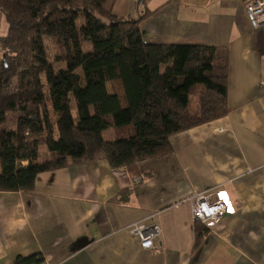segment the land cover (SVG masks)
I'll return each instance as SVG.
<instances>
[{
	"label": "crops",
	"instance_id": "0c3cea01",
	"mask_svg": "<svg viewBox=\"0 0 264 264\" xmlns=\"http://www.w3.org/2000/svg\"><path fill=\"white\" fill-rule=\"evenodd\" d=\"M248 1H116L117 18L145 16L149 44L226 49L229 113L172 136L171 156L140 163L138 184L102 159L46 173L32 193L0 192V264H264V28ZM210 190L229 214L208 227L190 199ZM139 222L161 228L155 250L131 234Z\"/></svg>",
	"mask_w": 264,
	"mask_h": 264
},
{
	"label": "trees",
	"instance_id": "16d2710c",
	"mask_svg": "<svg viewBox=\"0 0 264 264\" xmlns=\"http://www.w3.org/2000/svg\"><path fill=\"white\" fill-rule=\"evenodd\" d=\"M116 1L0 0V192L102 159L134 181L172 136L228 115L227 50L149 44L145 16L117 18Z\"/></svg>",
	"mask_w": 264,
	"mask_h": 264
},
{
	"label": "built area",
	"instance_id": "2783aa9c",
	"mask_svg": "<svg viewBox=\"0 0 264 264\" xmlns=\"http://www.w3.org/2000/svg\"><path fill=\"white\" fill-rule=\"evenodd\" d=\"M246 15L255 30L264 28V0H250L246 5ZM138 184L140 178L134 180ZM191 215L195 223L210 226L220 222L229 214L228 203L221 198V193L210 190L208 193L197 194L190 199ZM131 234L136 237L144 250H155V238L160 236L161 228L157 224L148 225L144 222L134 224Z\"/></svg>",
	"mask_w": 264,
	"mask_h": 264
},
{
	"label": "rangeland",
	"instance_id": "374dc122",
	"mask_svg": "<svg viewBox=\"0 0 264 264\" xmlns=\"http://www.w3.org/2000/svg\"><path fill=\"white\" fill-rule=\"evenodd\" d=\"M47 46L49 47V56L52 60H54V46H52V44L50 42H47ZM91 50V46L86 44L85 46V52L87 51H90ZM113 135H114V131L113 129L112 130H109L105 133V137L108 139V140H113ZM45 156H43V159H44Z\"/></svg>",
	"mask_w": 264,
	"mask_h": 264
},
{
	"label": "water",
	"instance_id": "95a60500",
	"mask_svg": "<svg viewBox=\"0 0 264 264\" xmlns=\"http://www.w3.org/2000/svg\"><path fill=\"white\" fill-rule=\"evenodd\" d=\"M138 7L142 5V0H137Z\"/></svg>",
	"mask_w": 264,
	"mask_h": 264
},
{
	"label": "snow or ice",
	"instance_id": "6c2138e0",
	"mask_svg": "<svg viewBox=\"0 0 264 264\" xmlns=\"http://www.w3.org/2000/svg\"><path fill=\"white\" fill-rule=\"evenodd\" d=\"M221 198H222V199H225V202H227V201H226V194H221Z\"/></svg>",
	"mask_w": 264,
	"mask_h": 264
}]
</instances>
